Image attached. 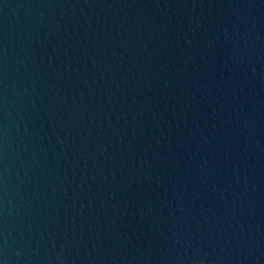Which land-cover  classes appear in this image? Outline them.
Wrapping results in <instances>:
<instances>
[{
	"label": "water",
	"instance_id": "water-1",
	"mask_svg": "<svg viewBox=\"0 0 264 264\" xmlns=\"http://www.w3.org/2000/svg\"><path fill=\"white\" fill-rule=\"evenodd\" d=\"M0 264H264V0H0Z\"/></svg>",
	"mask_w": 264,
	"mask_h": 264
}]
</instances>
